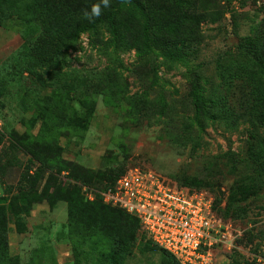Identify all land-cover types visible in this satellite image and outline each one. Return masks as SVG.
<instances>
[{"label":"rangeland","instance_id":"374dc122","mask_svg":"<svg viewBox=\"0 0 264 264\" xmlns=\"http://www.w3.org/2000/svg\"><path fill=\"white\" fill-rule=\"evenodd\" d=\"M126 1L150 11L156 35L196 36L181 19L196 0ZM219 1L226 16L202 27L201 62L173 67L133 49L124 16L109 49L81 33L49 50L40 11L76 22L100 0H0V264H172L100 198L135 167L212 197L231 240L216 264H264V129L228 117L264 105V65L248 52L264 40V0ZM202 66H217L209 83ZM238 182L258 187L228 210Z\"/></svg>","mask_w":264,"mask_h":264},{"label":"trees","instance_id":"16d2710c","mask_svg":"<svg viewBox=\"0 0 264 264\" xmlns=\"http://www.w3.org/2000/svg\"><path fill=\"white\" fill-rule=\"evenodd\" d=\"M55 9L56 8L54 7L51 8L48 13L46 11H40V38H43L42 40H46L44 44H50L51 47L49 50L54 48L60 50L72 48L76 43L77 37L81 33L89 34L91 40L95 44L99 46L105 45V48L109 49L111 41L113 42L120 39V26L122 21L120 16H124L125 21L129 23L135 31V40L132 45L133 49L140 56H144L154 50H158L164 53L167 60L170 61V65L173 67L182 64H190L195 61L201 62L203 57V50L201 47L202 27L208 24L220 25L226 16V10L220 7L219 0H196L183 12L181 18L183 21L182 23L185 25H193L192 30L196 34L195 37L186 36V33L183 32L176 34L174 31L172 34L158 36L154 32L155 25L153 24L150 11L147 10L145 6L138 5V3H128L126 0H115L111 6L102 11V14L99 17H95L91 21L86 18L82 20L80 19L76 22L65 19L57 20L53 17V15H55ZM72 27L74 29L73 34L66 37L67 32L70 31ZM248 52L255 63L262 66L264 65L263 39L259 41L255 40L254 43L249 46ZM216 71L217 66L214 70H212V75L215 74ZM212 75L207 76V71L204 69V66H202V78H206L207 83L212 80ZM203 90L204 89L200 92H196L199 99H202V96H204L202 93ZM193 99L195 104L193 110L195 114H197L200 111L199 104L195 98ZM245 109H242V113H239L241 109L230 110L231 114L228 117L237 120L240 118L239 115L243 114L245 115L243 118H250L251 123L256 128L264 129V105L252 107L249 115L244 114ZM62 123L63 122H61V125ZM119 179H117L113 184L105 187L103 191L113 188ZM256 185L257 184L248 187L243 182L236 183L233 186L234 188L232 189V193L229 197L228 210L231 209V205L238 204L242 201V193L248 195L255 193V189L258 187ZM191 186L192 184L188 182L183 184V187H187L188 189ZM112 209L133 219V221L140 226L139 221L135 218L124 214L116 208ZM167 255L171 257L169 254ZM170 259H173L172 264H179L173 257ZM110 260L114 261L115 264L118 261L117 257L114 255H112ZM232 264L240 263L237 260H234Z\"/></svg>","mask_w":264,"mask_h":264},{"label":"built area","instance_id":"2783aa9c","mask_svg":"<svg viewBox=\"0 0 264 264\" xmlns=\"http://www.w3.org/2000/svg\"><path fill=\"white\" fill-rule=\"evenodd\" d=\"M101 197L138 220L147 238L179 264H216L215 248H231L209 194L179 186L150 169L128 170Z\"/></svg>","mask_w":264,"mask_h":264},{"label":"clouds","instance_id":"9594fccd","mask_svg":"<svg viewBox=\"0 0 264 264\" xmlns=\"http://www.w3.org/2000/svg\"><path fill=\"white\" fill-rule=\"evenodd\" d=\"M110 0H100L99 3H94L91 5L90 11L85 10L83 13L84 18L91 21L95 17H99L102 14V7L108 8Z\"/></svg>","mask_w":264,"mask_h":264}]
</instances>
